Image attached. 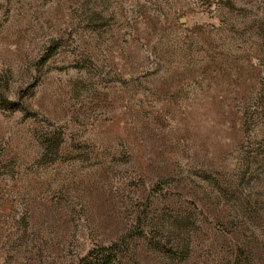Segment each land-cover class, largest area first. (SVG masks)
I'll return each instance as SVG.
<instances>
[{
	"label": "rangeland",
	"instance_id": "rangeland-1",
	"mask_svg": "<svg viewBox=\"0 0 264 264\" xmlns=\"http://www.w3.org/2000/svg\"><path fill=\"white\" fill-rule=\"evenodd\" d=\"M111 246L264 264V0H0V264Z\"/></svg>",
	"mask_w": 264,
	"mask_h": 264
},
{
	"label": "trees",
	"instance_id": "trees-1",
	"mask_svg": "<svg viewBox=\"0 0 264 264\" xmlns=\"http://www.w3.org/2000/svg\"><path fill=\"white\" fill-rule=\"evenodd\" d=\"M5 105H7L8 107H12L14 105L13 102H10V101H6L5 102ZM108 249V253L106 254H102L103 255V259H104V263L105 264H112L113 261L116 259V252H113V247L111 246L110 248H107Z\"/></svg>",
	"mask_w": 264,
	"mask_h": 264
}]
</instances>
